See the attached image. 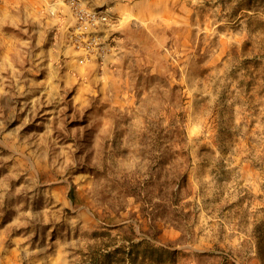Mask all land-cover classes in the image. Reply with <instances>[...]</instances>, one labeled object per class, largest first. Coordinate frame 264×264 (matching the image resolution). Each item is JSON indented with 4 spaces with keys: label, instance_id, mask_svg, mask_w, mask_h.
<instances>
[{
    "label": "rangeland",
    "instance_id": "1",
    "mask_svg": "<svg viewBox=\"0 0 264 264\" xmlns=\"http://www.w3.org/2000/svg\"><path fill=\"white\" fill-rule=\"evenodd\" d=\"M50 1L0 0V264H264V0H83L86 64Z\"/></svg>",
    "mask_w": 264,
    "mask_h": 264
},
{
    "label": "built area",
    "instance_id": "2",
    "mask_svg": "<svg viewBox=\"0 0 264 264\" xmlns=\"http://www.w3.org/2000/svg\"><path fill=\"white\" fill-rule=\"evenodd\" d=\"M48 11L52 16L65 11L67 41L80 63L103 61L112 52L113 38L108 30L113 18L105 9L91 7L83 0H51Z\"/></svg>",
    "mask_w": 264,
    "mask_h": 264
},
{
    "label": "trees",
    "instance_id": "3",
    "mask_svg": "<svg viewBox=\"0 0 264 264\" xmlns=\"http://www.w3.org/2000/svg\"><path fill=\"white\" fill-rule=\"evenodd\" d=\"M185 140L181 138L179 141L180 149L175 152L163 151L169 161H174V155H181L185 160L189 161V156L183 147ZM153 152H158L154 147ZM157 157V156H155ZM170 181L164 184V188L169 196L171 203L181 193L182 189L187 186V172L181 169L177 163L171 169ZM150 185V184H149ZM153 185V184H152ZM166 253H94L88 255L87 259L82 260L78 264H159L158 261L164 258Z\"/></svg>",
    "mask_w": 264,
    "mask_h": 264
}]
</instances>
